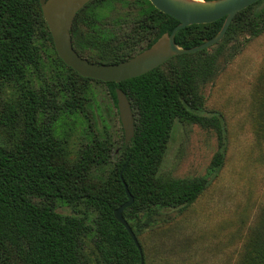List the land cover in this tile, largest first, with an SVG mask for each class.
<instances>
[{
  "label": "trees",
  "instance_id": "1",
  "mask_svg": "<svg viewBox=\"0 0 264 264\" xmlns=\"http://www.w3.org/2000/svg\"><path fill=\"white\" fill-rule=\"evenodd\" d=\"M116 0H91L71 28L75 51L91 63L118 64L150 48L179 22L149 0H132L137 13L114 21L102 16ZM127 1V0H125ZM264 0L239 12L218 44L176 56L140 77L104 83L80 76L58 56L39 0H0V259L4 264H145L140 236L183 213L206 192L224 165L226 128L219 113L205 111L203 87L239 53L244 37L264 34ZM225 18L178 31L183 49L202 45ZM234 51L230 52L229 47ZM91 83L106 85L131 102L135 135L126 144L93 131L97 112ZM78 118L85 142L75 157L70 132ZM218 132L208 176L177 178L162 165L176 124ZM94 125V124H93ZM122 173V178H121ZM123 212L142 254L115 211ZM58 204L76 214L62 215Z\"/></svg>",
  "mask_w": 264,
  "mask_h": 264
},
{
  "label": "rangeland",
  "instance_id": "2",
  "mask_svg": "<svg viewBox=\"0 0 264 264\" xmlns=\"http://www.w3.org/2000/svg\"><path fill=\"white\" fill-rule=\"evenodd\" d=\"M130 1L116 0L102 16L114 21L136 14ZM238 47L239 53L221 63L214 79L202 88L206 113H219L226 128L224 165L192 206L181 214L169 213L168 223L140 236L145 264H264V34L244 37ZM229 49L234 51L233 46ZM90 87L97 109L94 118L91 115L93 131L114 140L116 156L124 138L118 108L106 85ZM82 122L78 118L70 132L73 157L85 142ZM14 137L0 131L4 145H11ZM218 147L214 128L185 129L177 123L162 170L177 178L208 176ZM56 211L76 214L63 204Z\"/></svg>",
  "mask_w": 264,
  "mask_h": 264
},
{
  "label": "water",
  "instance_id": "3",
  "mask_svg": "<svg viewBox=\"0 0 264 264\" xmlns=\"http://www.w3.org/2000/svg\"><path fill=\"white\" fill-rule=\"evenodd\" d=\"M89 1L91 0H39L60 59L84 78L104 83H121L151 72L176 56L196 53L218 44L225 37L235 16L260 0H149L157 10L176 19L179 24L170 34L166 33L160 37L150 48L129 60L111 65L91 63L81 57L73 47L71 28L74 19ZM223 18L224 24L214 38L190 49L177 46L176 35L179 30L192 25L211 24ZM116 94L124 140L128 144L135 135L134 114L127 95L121 89H117ZM125 188L128 202L115 211V218L127 229L142 254L140 243L123 215L124 210L134 202L126 184Z\"/></svg>",
  "mask_w": 264,
  "mask_h": 264
}]
</instances>
